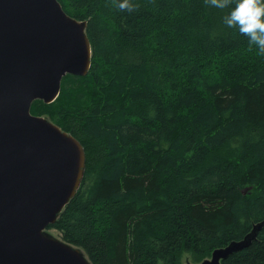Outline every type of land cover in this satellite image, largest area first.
Wrapping results in <instances>:
<instances>
[{
    "label": "trees",
    "instance_id": "obj_1",
    "mask_svg": "<svg viewBox=\"0 0 264 264\" xmlns=\"http://www.w3.org/2000/svg\"><path fill=\"white\" fill-rule=\"evenodd\" d=\"M87 21L92 64L46 117L83 146L48 230L93 264H195L264 221V56L206 0H58ZM222 264H264V227Z\"/></svg>",
    "mask_w": 264,
    "mask_h": 264
},
{
    "label": "water",
    "instance_id": "obj_2",
    "mask_svg": "<svg viewBox=\"0 0 264 264\" xmlns=\"http://www.w3.org/2000/svg\"><path fill=\"white\" fill-rule=\"evenodd\" d=\"M87 21L58 0H0V264H93L82 249L50 235L82 183V144L45 117L35 101L53 103L63 79L84 77L92 64ZM249 235L212 252L222 264L257 239Z\"/></svg>",
    "mask_w": 264,
    "mask_h": 264
},
{
    "label": "clouds",
    "instance_id": "obj_3",
    "mask_svg": "<svg viewBox=\"0 0 264 264\" xmlns=\"http://www.w3.org/2000/svg\"><path fill=\"white\" fill-rule=\"evenodd\" d=\"M211 6L225 8L229 0H206ZM234 6L223 17V23L236 29L248 40L249 48L255 46L258 55L264 56V0H232ZM119 9L132 10L128 0L118 3Z\"/></svg>",
    "mask_w": 264,
    "mask_h": 264
},
{
    "label": "rangeland",
    "instance_id": "obj_4",
    "mask_svg": "<svg viewBox=\"0 0 264 264\" xmlns=\"http://www.w3.org/2000/svg\"><path fill=\"white\" fill-rule=\"evenodd\" d=\"M48 119V118H47ZM47 232L52 235L53 237L63 240L62 235L60 232L52 229V230H47ZM64 241V240H63ZM67 243V242H66ZM183 264H195L191 258V255L186 254V256L183 258Z\"/></svg>",
    "mask_w": 264,
    "mask_h": 264
},
{
    "label": "bare ground",
    "instance_id": "obj_5",
    "mask_svg": "<svg viewBox=\"0 0 264 264\" xmlns=\"http://www.w3.org/2000/svg\"><path fill=\"white\" fill-rule=\"evenodd\" d=\"M250 233H251V232H250ZM250 233H249V234H250ZM249 234H247V235H249ZM247 235H246V236H247Z\"/></svg>",
    "mask_w": 264,
    "mask_h": 264
}]
</instances>
